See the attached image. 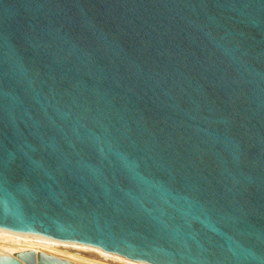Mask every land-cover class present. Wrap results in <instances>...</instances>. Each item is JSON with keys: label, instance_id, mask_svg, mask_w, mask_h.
Returning a JSON list of instances; mask_svg holds the SVG:
<instances>
[{"label": "water", "instance_id": "1", "mask_svg": "<svg viewBox=\"0 0 264 264\" xmlns=\"http://www.w3.org/2000/svg\"><path fill=\"white\" fill-rule=\"evenodd\" d=\"M0 231L264 264V0H0Z\"/></svg>", "mask_w": 264, "mask_h": 264}, {"label": "bare ground", "instance_id": "2", "mask_svg": "<svg viewBox=\"0 0 264 264\" xmlns=\"http://www.w3.org/2000/svg\"><path fill=\"white\" fill-rule=\"evenodd\" d=\"M25 250L45 252L76 264H146L124 259L101 249L75 246V240L56 241L44 236L0 231V257L15 256Z\"/></svg>", "mask_w": 264, "mask_h": 264}]
</instances>
